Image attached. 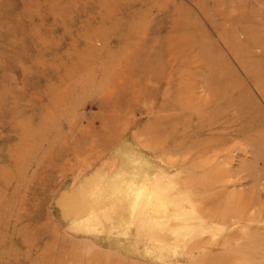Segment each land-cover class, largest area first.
Instances as JSON below:
<instances>
[{"label":"rangeland","instance_id":"obj_1","mask_svg":"<svg viewBox=\"0 0 264 264\" xmlns=\"http://www.w3.org/2000/svg\"><path fill=\"white\" fill-rule=\"evenodd\" d=\"M253 66L264 0H0V264H264Z\"/></svg>","mask_w":264,"mask_h":264},{"label":"bare ground","instance_id":"obj_2","mask_svg":"<svg viewBox=\"0 0 264 264\" xmlns=\"http://www.w3.org/2000/svg\"><path fill=\"white\" fill-rule=\"evenodd\" d=\"M176 45H177V48H181V46L180 45H178L177 43H175ZM248 47V46H247ZM248 52V51H247ZM245 70V73L248 75V76H250V77H252L253 78V81H254V84L256 85V87H257V89L259 90V92L261 93V94H263L264 95V86L263 85H260V83H259V79H258V75H257V78H256V76H255V71H256V68H255V66H253V67H251L249 70L247 69V68H245L244 69ZM212 117V116H211ZM210 117V118H211ZM186 130V129H185ZM169 134V133H168ZM185 134V133H184ZM184 134L182 135V136H184ZM166 135H167V133H166ZM161 137V136H160ZM162 137H166V136H162ZM187 138V137H186ZM164 140V139H163ZM177 142H179V141H177ZM192 142V141H191ZM166 144V143H165ZM171 146H175V142H172V144H171ZM181 146V145H180ZM172 148H174V147H172ZM178 148H180V147H178ZM177 148V149H178ZM161 149V148H160ZM181 149V148H180ZM173 151H174V149H173ZM177 152V151H176ZM157 208H159V207H157ZM199 249V248H198ZM193 251H196V250H193ZM192 253V252H191ZM198 254V253H197Z\"/></svg>","mask_w":264,"mask_h":264}]
</instances>
